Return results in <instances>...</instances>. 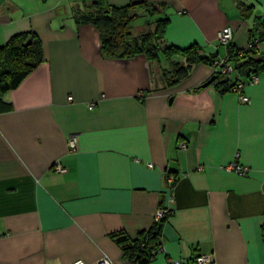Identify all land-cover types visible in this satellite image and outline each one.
<instances>
[{
    "label": "crops",
    "instance_id": "crops-1",
    "mask_svg": "<svg viewBox=\"0 0 264 264\" xmlns=\"http://www.w3.org/2000/svg\"><path fill=\"white\" fill-rule=\"evenodd\" d=\"M92 1L0 0V46L32 31L44 53L0 94V264H94L104 256L142 264L125 257L116 235L153 227L170 174L173 214L157 239L165 250L148 264L196 254L212 255L209 264H264V72L245 87L248 103L212 83L196 89L214 74L205 62L167 85L164 57L101 52L98 29L75 16ZM141 1L166 4V43H196L206 56L228 54L217 40L225 26L238 49L262 28L264 0H109ZM138 28L135 35L145 31ZM236 160L247 175L227 168Z\"/></svg>",
    "mask_w": 264,
    "mask_h": 264
},
{
    "label": "trees",
    "instance_id": "trees-1",
    "mask_svg": "<svg viewBox=\"0 0 264 264\" xmlns=\"http://www.w3.org/2000/svg\"><path fill=\"white\" fill-rule=\"evenodd\" d=\"M166 7L164 3L147 1L114 5L109 0H94L84 10H77L75 16L78 23H90L98 29L101 52L109 58L129 59L143 54L149 61L161 63L164 57L168 66L162 68V79L165 84L174 85L187 77L194 65L205 62L212 66L218 54L206 56L196 43L186 47L166 43L165 34L170 22L167 16L154 22V31L139 35L133 33V22L140 16L137 12L139 9L149 15H160L166 11ZM228 54L234 62V76L215 72L211 77L212 84L221 94L233 92L237 82L244 78L264 72V53L260 50L238 49L230 43ZM43 61L42 43L34 32H22L11 37L5 45L0 46V94L16 88ZM202 87H205L204 84L196 89ZM168 219L154 223L151 229L138 232L134 238L124 232L118 233L116 237L125 257L148 264L157 255L155 249L162 244L157 239Z\"/></svg>",
    "mask_w": 264,
    "mask_h": 264
},
{
    "label": "built area",
    "instance_id": "built-area-1",
    "mask_svg": "<svg viewBox=\"0 0 264 264\" xmlns=\"http://www.w3.org/2000/svg\"><path fill=\"white\" fill-rule=\"evenodd\" d=\"M263 25L260 30V35L253 40L249 41L247 44L246 49H255V50H260L263 46L264 43V13H263ZM234 37V30L231 26H225L222 28L218 34H217V40L220 44L222 45H229L233 41ZM212 67L214 69V73H221L223 75L233 77L235 74V69H234V62L231 60L229 54L225 56H218L217 59L213 61ZM259 80V75L253 74L250 77L244 78L243 80L237 82V84L233 88V92L237 93L240 97V100L243 103H248L250 101V98L247 94L244 93L245 87L250 84H255ZM69 100L73 99V96L68 97ZM96 105V101H93L89 104V108L93 109ZM68 146L71 152H76L77 151V136L72 135L68 138ZM181 149H186L187 148V143L182 142L180 144ZM227 168L231 171H235L236 173L240 175H247L249 172L248 167H245L241 165L240 163L236 161L231 162ZM55 169L59 172H64L66 171V168L63 167L60 163H57L55 165ZM175 176L170 174L167 177V182H168V195L166 198V201L164 204H162L158 209L156 210L155 216H154V222L155 223H160L163 219L169 218L173 214V204L175 203ZM264 230V229H263ZM164 245L161 244L159 245L156 249L155 252L162 253L164 252ZM213 261V256L210 254H196L194 255L191 259H183V258H178V259H170L171 264H209ZM71 264H86L82 260H76L72 262ZM94 264H114L113 261L107 257L104 256L100 260H98Z\"/></svg>",
    "mask_w": 264,
    "mask_h": 264
},
{
    "label": "rangeland",
    "instance_id": "rangeland-1",
    "mask_svg": "<svg viewBox=\"0 0 264 264\" xmlns=\"http://www.w3.org/2000/svg\"><path fill=\"white\" fill-rule=\"evenodd\" d=\"M159 16H151V15H146V16H139L136 20L135 23L133 24V31L134 32H138L139 31V26H140V30H145L143 33H147L151 31L152 28V22L154 20H156L157 18H159ZM141 32V31H140Z\"/></svg>",
    "mask_w": 264,
    "mask_h": 264
},
{
    "label": "water",
    "instance_id": "water-1",
    "mask_svg": "<svg viewBox=\"0 0 264 264\" xmlns=\"http://www.w3.org/2000/svg\"><path fill=\"white\" fill-rule=\"evenodd\" d=\"M212 81H213V78H211L209 81H207L206 83H204V86H207V85L211 84Z\"/></svg>",
    "mask_w": 264,
    "mask_h": 264
}]
</instances>
